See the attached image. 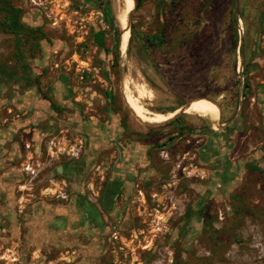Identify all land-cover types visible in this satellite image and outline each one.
I'll return each mask as SVG.
<instances>
[{
  "label": "rangeland",
  "instance_id": "1",
  "mask_svg": "<svg viewBox=\"0 0 264 264\" xmlns=\"http://www.w3.org/2000/svg\"><path fill=\"white\" fill-rule=\"evenodd\" d=\"M11 1L29 29L0 31V67L49 57L47 71L57 63L77 87L108 94L106 108L127 125L187 130L186 159L156 146L155 164L166 173L135 183L133 196L86 235L62 239L54 264H264V0H237V11L236 0H136L130 30L119 20L125 0ZM128 1L131 12L135 0ZM115 28H125L121 51ZM158 33L165 44L149 45L146 37ZM209 125L235 148L227 162L252 156L231 183L215 181L198 163Z\"/></svg>",
  "mask_w": 264,
  "mask_h": 264
},
{
  "label": "crops",
  "instance_id": "2",
  "mask_svg": "<svg viewBox=\"0 0 264 264\" xmlns=\"http://www.w3.org/2000/svg\"><path fill=\"white\" fill-rule=\"evenodd\" d=\"M45 57L0 67V264H54L62 239L86 235L104 212L112 215L133 196L135 183L166 173L155 164L156 146L162 144L164 156L174 152L185 160L190 153L182 150L186 129L146 132L123 125L122 115L103 102L108 94L77 87L57 63L47 71ZM204 134L201 169L217 182H233L252 156L227 162L232 144L213 130ZM202 204L199 198L194 206Z\"/></svg>",
  "mask_w": 264,
  "mask_h": 264
},
{
  "label": "trees",
  "instance_id": "3",
  "mask_svg": "<svg viewBox=\"0 0 264 264\" xmlns=\"http://www.w3.org/2000/svg\"><path fill=\"white\" fill-rule=\"evenodd\" d=\"M3 1L4 2L0 0V15H2V13H6V14L5 16H2L3 19H0V31H3L5 33L15 34L19 36L21 32L23 31V28L24 27L28 28V25L22 22L21 11H19L17 7L14 6L11 0H3ZM137 7H139V3L137 4L136 8ZM128 14H129V10H128ZM232 23H233V31H234V34H233L234 45L236 46L238 44V31L236 28L237 20L235 17H233ZM115 33H116V39H117L116 41L119 44L120 36H121L120 29L115 28ZM146 42L151 46L161 47L163 44H165V39L162 34L158 33L153 36H147ZM28 43H30V41ZM34 43H36L35 47L40 46V41L39 42L36 41ZM119 56H120L119 50L117 48V52L115 54V61H114L115 66L119 65ZM21 59L24 60V58H21Z\"/></svg>",
  "mask_w": 264,
  "mask_h": 264
},
{
  "label": "bare ground",
  "instance_id": "4",
  "mask_svg": "<svg viewBox=\"0 0 264 264\" xmlns=\"http://www.w3.org/2000/svg\"><path fill=\"white\" fill-rule=\"evenodd\" d=\"M131 1V0H130ZM125 5H126V10H125V12L122 14V16L121 17H119L120 19V21H121V24H122V22L124 23L125 21H126V19H127V16H128V10H129V1L128 0H125ZM132 2H131V8H132ZM134 8H135V6H134ZM128 23V22H127ZM127 27H128V25H127ZM125 29V28H124ZM126 46H127V42L124 40V46H123V49H125L126 48ZM143 93V92H142ZM200 109V108H199ZM201 110V109H200ZM179 111V110H178ZM182 112H184L185 114H198V115H200V113H197V111H194V110H191V109H185V110H182ZM201 112H202V114H203V111L201 110ZM201 116V115H200ZM204 116V115H203Z\"/></svg>",
  "mask_w": 264,
  "mask_h": 264
},
{
  "label": "water",
  "instance_id": "5",
  "mask_svg": "<svg viewBox=\"0 0 264 264\" xmlns=\"http://www.w3.org/2000/svg\"><path fill=\"white\" fill-rule=\"evenodd\" d=\"M136 6H137V1L135 0V8L131 11V12H129V14H128V16H127V22H128V28H129V26H130V22H131V20H132V17H133V13H134V11L136 10ZM238 10V1L236 0V11ZM237 16H238V18H239V15H238V13H237ZM124 28H122V33H121V36H120V45H119V47H120V51H121V45H122V36H123V34L125 33L124 32ZM129 30H130V28H129ZM239 75L242 77V75H243V72L241 71V70H239ZM122 79H123V76H122ZM215 101V100H214ZM191 103V102H190ZM189 105V103L188 104H186L185 106H183L182 108L184 109L185 107H187ZM181 108V109H182ZM179 117V116H178ZM178 117H176V118H178ZM175 118V119H176ZM174 120V119H173Z\"/></svg>",
  "mask_w": 264,
  "mask_h": 264
},
{
  "label": "flooded vegetation",
  "instance_id": "6",
  "mask_svg": "<svg viewBox=\"0 0 264 264\" xmlns=\"http://www.w3.org/2000/svg\"><path fill=\"white\" fill-rule=\"evenodd\" d=\"M122 122H123V125H124V123H125V121H124V116L122 115ZM234 124V123H233Z\"/></svg>",
  "mask_w": 264,
  "mask_h": 264
},
{
  "label": "built area",
  "instance_id": "7",
  "mask_svg": "<svg viewBox=\"0 0 264 264\" xmlns=\"http://www.w3.org/2000/svg\"><path fill=\"white\" fill-rule=\"evenodd\" d=\"M27 169H29V168H27Z\"/></svg>",
  "mask_w": 264,
  "mask_h": 264
}]
</instances>
